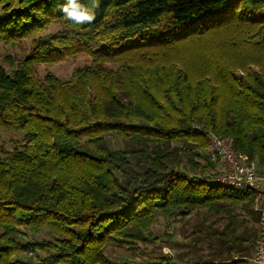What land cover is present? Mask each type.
<instances>
[{
  "label": "trees",
  "instance_id": "1",
  "mask_svg": "<svg viewBox=\"0 0 264 264\" xmlns=\"http://www.w3.org/2000/svg\"><path fill=\"white\" fill-rule=\"evenodd\" d=\"M78 2L91 22L66 19L67 0H0L4 44L61 26L24 58L0 54V130L24 138L0 146V264L19 251L36 264H114L109 243L181 264L139 248L158 215L204 249L194 264H251L253 194L210 185L204 149L212 132L264 168V0ZM80 54L90 62L68 78L36 76Z\"/></svg>",
  "mask_w": 264,
  "mask_h": 264
},
{
  "label": "rangeland",
  "instance_id": "2",
  "mask_svg": "<svg viewBox=\"0 0 264 264\" xmlns=\"http://www.w3.org/2000/svg\"><path fill=\"white\" fill-rule=\"evenodd\" d=\"M1 8L2 7L0 6V18L10 15V11L6 12ZM261 13L264 14V11ZM60 28L61 26L59 23H50L46 29L37 33V35L34 37L25 39L21 45L18 46H11L0 42V54L3 57L10 55L16 59L24 58L32 52L34 42L37 38L53 34L60 30ZM89 62L90 58L86 54H80L77 57L67 58L63 61L55 63H40L36 68V76L41 80L46 72H52L60 78H68L75 68ZM3 64L8 72L13 68L7 61H4ZM23 140V131L20 129L2 128L0 130V146L7 150L13 149L17 143L23 142ZM109 143L110 147L112 148H125L129 146V144L123 141L122 138H110ZM156 218V222L150 227L152 240L147 246H143L144 244H139V248L141 250L144 249L146 251L153 246V248L159 247V251H162L163 253H166L170 256H176L178 260L182 262L181 264H194L196 262L204 261V249L200 245L197 246L194 244V246H189L185 244V239L181 232H179V227L182 224L180 220L168 221L167 219L165 220L161 215H158ZM140 249L138 251H140ZM105 253L114 264H144L146 261H148L147 256H144V260H142L138 256L131 255L123 247L115 245L113 246L111 243L107 245ZM13 258L17 261L15 264H20V261L36 264L32 252L26 253L19 251V253H15L13 255Z\"/></svg>",
  "mask_w": 264,
  "mask_h": 264
},
{
  "label": "built area",
  "instance_id": "3",
  "mask_svg": "<svg viewBox=\"0 0 264 264\" xmlns=\"http://www.w3.org/2000/svg\"><path fill=\"white\" fill-rule=\"evenodd\" d=\"M206 135L204 159L210 166L207 182L253 194L254 209L259 218L257 234L248 259L252 264H264V168L248 154L236 151L229 139L212 132ZM235 258L238 259L239 256L234 255L233 259ZM11 261V264L16 263L13 257Z\"/></svg>",
  "mask_w": 264,
  "mask_h": 264
},
{
  "label": "clouds",
  "instance_id": "4",
  "mask_svg": "<svg viewBox=\"0 0 264 264\" xmlns=\"http://www.w3.org/2000/svg\"><path fill=\"white\" fill-rule=\"evenodd\" d=\"M93 6H96V0H92ZM62 12L65 18L76 24L91 22L95 17L90 8H86L80 4L78 0H67V3L62 6Z\"/></svg>",
  "mask_w": 264,
  "mask_h": 264
}]
</instances>
